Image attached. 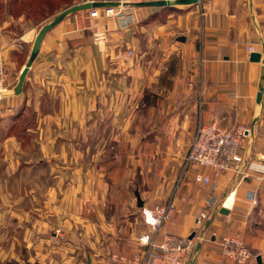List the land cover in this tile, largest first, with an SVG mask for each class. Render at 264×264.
Here are the masks:
<instances>
[{
    "label": "crops",
    "instance_id": "1",
    "mask_svg": "<svg viewBox=\"0 0 264 264\" xmlns=\"http://www.w3.org/2000/svg\"><path fill=\"white\" fill-rule=\"evenodd\" d=\"M46 19L0 22L6 264H127L118 256L136 252L147 259L139 237L151 230L141 208L167 200L174 209L154 239L181 237L180 264H218L226 234L252 250L247 264H264V172L183 169L199 120L246 125L239 152L245 163H264V0L140 6L129 29L98 42L67 14L44 31L17 90ZM195 171L209 183L194 181Z\"/></svg>",
    "mask_w": 264,
    "mask_h": 264
},
{
    "label": "built area",
    "instance_id": "2",
    "mask_svg": "<svg viewBox=\"0 0 264 264\" xmlns=\"http://www.w3.org/2000/svg\"><path fill=\"white\" fill-rule=\"evenodd\" d=\"M97 1L98 4L84 8L81 16L74 18L75 27L88 29L95 42L103 41L107 34L115 29L127 30L136 21L138 3L152 0H84ZM172 2L173 0H165ZM248 51H254L255 46L247 45ZM7 72L0 61V95L5 89ZM248 127L242 123L225 127L217 121L204 122L199 120L192 133L187 151L183 157V169L194 163L199 167H206L218 173L228 168L238 172L247 170L264 172V163L244 162L239 152L241 141L246 136ZM194 181L207 184L208 174L202 171L193 173ZM174 209L172 200L153 205L142 206L141 215L144 223L150 227L149 232L142 234L139 241L147 245L148 258L140 253L129 256H118L127 264H180L185 250L184 240L174 234L164 232L159 242L155 241L154 233L166 222ZM201 217L205 214L201 213ZM190 243V240H189ZM220 259L218 264H247L254 255L243 240L232 234L223 235L219 241Z\"/></svg>",
    "mask_w": 264,
    "mask_h": 264
},
{
    "label": "rangeland",
    "instance_id": "3",
    "mask_svg": "<svg viewBox=\"0 0 264 264\" xmlns=\"http://www.w3.org/2000/svg\"><path fill=\"white\" fill-rule=\"evenodd\" d=\"M82 1H84V0H48L47 5L40 8L42 11L38 12L39 8H37V7H39V6L36 5V8H34L35 11L30 9L32 11V13H29V12L26 13L22 9V7H18L16 4H10L9 0H0V22L2 19H5V18L10 19V16H12L15 19L18 15H24L25 16V23H24L25 25H22V27L26 26V24L41 23L46 18H47L46 19L47 21L50 20L52 18V16H54L56 13H58L63 8H66V7H68L74 3H79ZM82 10L80 9V10L74 11L72 13H69L68 15L77 19V17L81 16V14L83 13ZM22 27L19 24L15 25L14 23L11 24L10 26H8V28H12L13 30H17L18 32H20L22 30ZM86 30H88V29H86ZM16 129H19V127L17 126ZM22 180L26 181V180H28V178L25 177L24 179L22 178L21 181ZM33 180L34 179L32 177L31 181H33ZM14 230H16V229L14 228ZM6 237L7 236H6L5 232L0 235V247L3 249H6V244H7V238ZM4 255H0V257H2ZM5 257L6 256H4V261H3L4 264H6V258Z\"/></svg>",
    "mask_w": 264,
    "mask_h": 264
},
{
    "label": "water",
    "instance_id": "4",
    "mask_svg": "<svg viewBox=\"0 0 264 264\" xmlns=\"http://www.w3.org/2000/svg\"><path fill=\"white\" fill-rule=\"evenodd\" d=\"M194 1H198V0H194ZM174 0L172 2H167L165 0H152V1H144L141 3H138L137 5L139 6H149V5H170L171 3H173ZM98 2L97 1H82L79 3H74L66 8H63L62 10H60L58 13H56L49 21H47L46 23H44L41 28L39 29L35 40H34V44L32 46V49L30 51V55L28 57V60L26 62V64L23 66V68L21 69V73L19 75V79L16 85L17 90H19V88H21V84H22V80L24 78V75L38 49V45L40 43V40L42 38V35L44 33V31L46 29H48L49 27H51L52 25H54L58 20H60L62 17H64L65 15L72 13L74 11L80 10V9H84V8H88V7H92L94 5H97ZM260 57V53L259 52H255L252 51L249 53V58L250 60L256 61L258 60ZM260 96V93L257 94V97Z\"/></svg>",
    "mask_w": 264,
    "mask_h": 264
},
{
    "label": "trees",
    "instance_id": "5",
    "mask_svg": "<svg viewBox=\"0 0 264 264\" xmlns=\"http://www.w3.org/2000/svg\"><path fill=\"white\" fill-rule=\"evenodd\" d=\"M9 2L10 4H16L18 7H22L26 13H32L30 9L35 11L34 8H36V5L39 6L37 7L39 8L38 12L42 11L40 8L47 5L48 0H9Z\"/></svg>",
    "mask_w": 264,
    "mask_h": 264
}]
</instances>
